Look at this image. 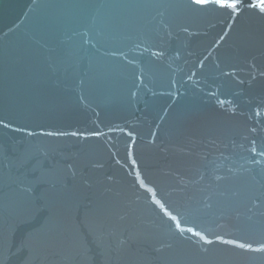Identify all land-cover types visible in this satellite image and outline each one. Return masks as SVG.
Segmentation results:
<instances>
[{
    "label": "water",
    "instance_id": "water-1",
    "mask_svg": "<svg viewBox=\"0 0 264 264\" xmlns=\"http://www.w3.org/2000/svg\"><path fill=\"white\" fill-rule=\"evenodd\" d=\"M227 3L0 0V264H264V0Z\"/></svg>",
    "mask_w": 264,
    "mask_h": 264
},
{
    "label": "snow or ice",
    "instance_id": "snow-or-ice-1",
    "mask_svg": "<svg viewBox=\"0 0 264 264\" xmlns=\"http://www.w3.org/2000/svg\"><path fill=\"white\" fill-rule=\"evenodd\" d=\"M194 2L196 4H199V5H204V4H206L208 2V0H194ZM214 2H215V4L220 5L221 7L227 6V7L233 8V9H235L237 7V5L235 3L229 5L227 3V0H214Z\"/></svg>",
    "mask_w": 264,
    "mask_h": 264
}]
</instances>
